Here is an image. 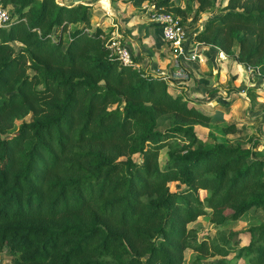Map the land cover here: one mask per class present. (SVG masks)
I'll return each mask as SVG.
<instances>
[{
    "label": "trees",
    "instance_id": "obj_1",
    "mask_svg": "<svg viewBox=\"0 0 264 264\" xmlns=\"http://www.w3.org/2000/svg\"><path fill=\"white\" fill-rule=\"evenodd\" d=\"M192 1L194 17L215 6ZM2 4L16 11L0 26V249L11 264H182L187 247L210 257L188 264H264V221L246 231V243L224 229L191 241L196 233L187 227L207 213L220 224L252 207L264 212L260 140L200 137L194 123L210 114L163 75L122 62L101 25L88 31V3ZM152 4L186 17L173 0ZM71 23L82 25L66 32ZM194 39L264 77V0H227ZM28 112L29 120L4 131ZM165 119L171 124L156 129ZM170 181L184 187L171 190Z\"/></svg>",
    "mask_w": 264,
    "mask_h": 264
},
{
    "label": "rangeland",
    "instance_id": "obj_2",
    "mask_svg": "<svg viewBox=\"0 0 264 264\" xmlns=\"http://www.w3.org/2000/svg\"><path fill=\"white\" fill-rule=\"evenodd\" d=\"M59 3H63V0H57ZM67 2L78 3H88L92 11L90 17L91 27L88 31H94V25H101L105 32H108L107 42L109 38L113 35H116L122 39L118 31L123 32L122 30L125 27V24L128 25L132 23L133 18H122L120 20L118 11H126L125 17L129 15H135L134 19H141L143 22H149L148 17L150 18L153 15L154 10L151 8L153 0H145L141 4H132L125 0H108L109 4L104 3V0H66ZM100 1V2H99ZM178 2L181 7L184 8L183 14L179 13L180 16L184 19L183 24L186 27L187 33H194L197 29L202 27L204 20L208 17H212L226 8L227 0H215V6L206 9L198 14L197 17H194L196 2H188V0H173ZM2 3V0H0ZM111 5V7H109ZM113 5V6H112ZM5 6V5H4ZM8 8L10 16H15L16 11L14 9V4H8L5 6ZM94 8V10H93ZM111 10L109 12L111 17L110 23L106 22L104 11ZM148 16V17H147ZM103 20V22H102ZM153 21V20H151ZM108 23V24H107ZM82 23H71L66 26L65 31L74 29ZM201 26V27H200ZM116 30L117 32L113 34L112 31ZM60 32V27H54L53 35L57 36ZM125 33V32H124ZM15 47L18 48L21 46L19 42H13ZM66 46V42L63 44V47ZM236 46V45H235ZM234 46V47H235ZM219 48V47H218ZM192 48L187 44L186 51L191 50ZM223 55V54H222ZM221 64V71L223 74H220L221 79H214L212 72L206 75L207 81L211 85L214 84L213 89L210 92L203 91L207 89L209 84H205V87H191L192 90H187L189 87H181V85H187L184 79H174L173 86H178V91H181L185 96L194 99L197 104H201L202 108L207 110L210 114V119L206 122H195L194 127L197 131V134L205 140L210 141H226L227 143H240L245 146H252V143L256 140H260L255 148L258 151V154L264 155V92H259V88L254 80L244 72V66L236 61L234 58H231L225 55ZM171 69H166L168 73L167 77L172 79ZM220 71V70H219ZM215 72V71H214ZM241 73V74H240ZM256 80V79H255ZM206 81V83H207ZM232 81L234 84H232ZM197 85V84H196ZM204 85V84H203ZM201 85V86H203ZM239 86V87H238ZM219 87V89H216ZM217 90L219 95L213 94ZM225 97V98H223ZM218 99L219 103L223 106L216 107L215 100ZM124 101L120 103H110L108 104L109 108L119 105L122 107ZM201 109V108H200ZM220 109V110H219ZM204 111V110H203ZM220 113V114H214ZM31 118V113L26 114L22 113L14 119L11 127H7L9 120H4L6 122L4 131L6 133H11L17 129L18 125L23 120H29ZM171 120L165 119L161 124L156 126V129L162 130L171 124ZM233 123L237 128L235 130L226 129L225 126ZM28 144V142H27ZM167 148L164 147L159 151V161L160 165H163L164 159L166 158ZM133 158L140 160L141 155L139 153H134ZM171 190H180L182 189L183 184L178 181H170L168 183ZM207 190L201 189V196L207 194ZM143 198L145 196H142ZM210 214L199 215L195 220L189 222L187 227H190L195 231V235L191 237V241H198L201 235L205 232H209L211 235L215 234L218 230L224 229L226 231H237L239 232V237L242 243L248 241V235L246 231L253 226L264 221V212L260 208H250L244 212L239 218L234 220H227L223 223L217 224L210 220ZM201 256L203 260L210 259L209 256L199 254L198 251L187 247L183 251V263L188 264L195 256ZM11 254L6 248L0 249V264H11L12 258ZM232 259L235 257L233 254L229 255ZM236 260V259H235ZM241 261V260H237Z\"/></svg>",
    "mask_w": 264,
    "mask_h": 264
},
{
    "label": "crops",
    "instance_id": "obj_3",
    "mask_svg": "<svg viewBox=\"0 0 264 264\" xmlns=\"http://www.w3.org/2000/svg\"><path fill=\"white\" fill-rule=\"evenodd\" d=\"M63 3L69 4V3H74V1L67 2L66 0H63ZM109 12H111V10L104 11L103 14H105L104 16L106 22L110 23L111 17L110 15H107L110 14ZM118 12H119L120 20L122 18H129V19L133 18L132 20L133 22L128 25L125 24V27L122 30L123 32L118 31L119 32L118 34L122 36L121 40L124 42L128 50L131 52L134 63L137 64L138 67L145 69L146 71H149L153 74H159L161 71H165L166 69H171V66L173 64L172 54L167 44L162 38L160 27L155 22L151 21V19L148 16L147 17L149 22H145V21L143 22L141 19L135 20L134 19L135 15L133 16L129 15L128 17H125L126 15L125 10L123 11L120 10ZM112 32L116 33L117 31L114 30ZM188 45L192 48L190 53L194 51L197 53V56H195L194 60L192 59L185 60L187 69L189 70V78L184 79L187 80L185 81L187 85L180 84V86L189 87L187 88V90L190 91L192 90L190 89L191 87L202 88L205 87V84H209L207 86V89L203 90L202 88V90L206 92H210L211 90L209 89H213L214 84L211 85L210 82L207 81L206 75L212 72L213 73L212 76L214 79H221L220 74H223L221 71V64L224 62L223 60L225 58V54L218 48V46L213 44H203L200 41L195 40L194 38H192L188 42ZM232 84H234L233 81ZM216 89H219V87H217ZM214 91L215 92H213V94H215L216 96L219 95L217 90ZM188 98L190 102L195 103L196 105H198L199 108H201L205 112H208L207 110L202 108L201 104H197L194 99H191L190 97ZM215 102H216V107L220 105V107L222 108L223 106L227 108L225 105L222 106L219 103L218 99H216ZM214 114H220V113H214Z\"/></svg>",
    "mask_w": 264,
    "mask_h": 264
},
{
    "label": "built area",
    "instance_id": "obj_4",
    "mask_svg": "<svg viewBox=\"0 0 264 264\" xmlns=\"http://www.w3.org/2000/svg\"><path fill=\"white\" fill-rule=\"evenodd\" d=\"M154 10L153 15L150 17L160 27V32L163 40L167 44L171 54L173 67L171 70L172 79L167 77L166 71H161L159 74L168 80L173 85L174 79H188L189 70L186 66L187 60H194L197 53H190L191 50L186 51L188 42L194 38V33H187L186 27L179 15L174 14L172 11L159 10L154 4H151ZM11 18L8 8L0 2V26L5 25ZM114 34V33H113ZM109 47L111 51L118 55L124 63H134L131 52L128 50L120 37L113 35L109 38ZM135 64V63H134ZM136 67L137 64H135ZM244 66V65H243ZM244 72L247 73L259 88V92H264V77L258 67L252 65H245ZM256 79V80H255Z\"/></svg>",
    "mask_w": 264,
    "mask_h": 264
},
{
    "label": "bare ground",
    "instance_id": "obj_5",
    "mask_svg": "<svg viewBox=\"0 0 264 264\" xmlns=\"http://www.w3.org/2000/svg\"><path fill=\"white\" fill-rule=\"evenodd\" d=\"M103 2L109 4V1L108 0H104ZM109 7H110V5H109Z\"/></svg>",
    "mask_w": 264,
    "mask_h": 264
}]
</instances>
